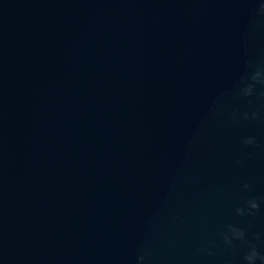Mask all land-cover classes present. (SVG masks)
Returning <instances> with one entry per match:
<instances>
[{"label": "water", "instance_id": "water-1", "mask_svg": "<svg viewBox=\"0 0 264 264\" xmlns=\"http://www.w3.org/2000/svg\"><path fill=\"white\" fill-rule=\"evenodd\" d=\"M262 6L0 0V264H264Z\"/></svg>", "mask_w": 264, "mask_h": 264}, {"label": "clouds", "instance_id": "clouds-1", "mask_svg": "<svg viewBox=\"0 0 264 264\" xmlns=\"http://www.w3.org/2000/svg\"><path fill=\"white\" fill-rule=\"evenodd\" d=\"M262 10H264V6H262ZM260 76H261V73L257 72L253 76V80H258L260 78ZM251 94H252V86L249 85L247 88L244 89V95L248 96V95H251ZM245 118L247 119V117H245ZM253 118H255V117H253ZM245 143L248 144V145H252V144L255 143V140H254V138H248V139L245 140ZM245 187H247V186H245ZM251 207L253 209H256V208H258V204L253 202L251 204ZM239 211L242 214V210H239ZM242 237H243V233L242 232L237 235V238H242ZM256 255H257V253L254 251L250 256L246 257V259L250 262V264H251V261L254 259V257H256ZM141 259H143V258H141ZM262 259H264V258H262Z\"/></svg>", "mask_w": 264, "mask_h": 264}]
</instances>
